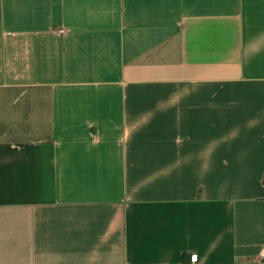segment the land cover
Instances as JSON below:
<instances>
[{"label":"crops","instance_id":"0c3cea01","mask_svg":"<svg viewBox=\"0 0 264 264\" xmlns=\"http://www.w3.org/2000/svg\"><path fill=\"white\" fill-rule=\"evenodd\" d=\"M262 252L264 0H0V264Z\"/></svg>","mask_w":264,"mask_h":264},{"label":"built area","instance_id":"2783aa9c","mask_svg":"<svg viewBox=\"0 0 264 264\" xmlns=\"http://www.w3.org/2000/svg\"><path fill=\"white\" fill-rule=\"evenodd\" d=\"M61 32H64V30H61ZM196 259H197V256L193 255L191 258V261L194 262L196 261ZM261 260L264 261V252H262L261 254Z\"/></svg>","mask_w":264,"mask_h":264}]
</instances>
